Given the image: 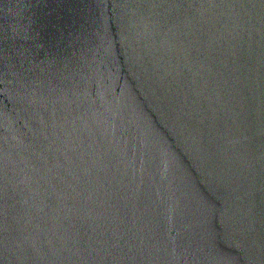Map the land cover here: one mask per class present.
Segmentation results:
<instances>
[{"label": "water", "instance_id": "obj_1", "mask_svg": "<svg viewBox=\"0 0 264 264\" xmlns=\"http://www.w3.org/2000/svg\"><path fill=\"white\" fill-rule=\"evenodd\" d=\"M0 264H264V0H0Z\"/></svg>", "mask_w": 264, "mask_h": 264}]
</instances>
